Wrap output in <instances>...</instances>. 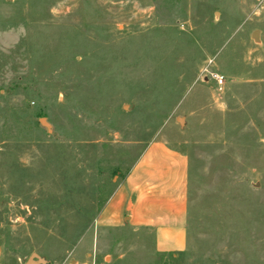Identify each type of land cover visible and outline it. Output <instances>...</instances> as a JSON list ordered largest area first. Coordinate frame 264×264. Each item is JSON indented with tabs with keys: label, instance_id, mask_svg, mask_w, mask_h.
I'll list each match as a JSON object with an SVG mask.
<instances>
[{
	"label": "rangeland",
	"instance_id": "374dc122",
	"mask_svg": "<svg viewBox=\"0 0 264 264\" xmlns=\"http://www.w3.org/2000/svg\"><path fill=\"white\" fill-rule=\"evenodd\" d=\"M156 138L189 159V245L160 261L264 264V0H0L6 261L86 254ZM140 243L104 231L100 255L144 264Z\"/></svg>",
	"mask_w": 264,
	"mask_h": 264
},
{
	"label": "crops",
	"instance_id": "0c3cea01",
	"mask_svg": "<svg viewBox=\"0 0 264 264\" xmlns=\"http://www.w3.org/2000/svg\"><path fill=\"white\" fill-rule=\"evenodd\" d=\"M188 183L187 154L167 139L149 141L95 215L93 247L60 264H109L104 262L106 255H100L99 236L114 229L131 230L141 242L139 250L153 254L155 258L144 264H163L157 256L185 251L189 245ZM0 264H11L4 259L1 244Z\"/></svg>",
	"mask_w": 264,
	"mask_h": 264
},
{
	"label": "water",
	"instance_id": "95a60500",
	"mask_svg": "<svg viewBox=\"0 0 264 264\" xmlns=\"http://www.w3.org/2000/svg\"><path fill=\"white\" fill-rule=\"evenodd\" d=\"M258 34H259L258 30H256L254 31L252 37L257 40ZM40 122L42 125H44L47 128L48 131H52L51 124L47 121L46 117L40 118ZM43 262L44 260L41 259L38 254L34 253L28 258V260L26 261V264H38V263H43Z\"/></svg>",
	"mask_w": 264,
	"mask_h": 264
},
{
	"label": "built area",
	"instance_id": "2783aa9c",
	"mask_svg": "<svg viewBox=\"0 0 264 264\" xmlns=\"http://www.w3.org/2000/svg\"><path fill=\"white\" fill-rule=\"evenodd\" d=\"M215 78H216L219 82H223V80H224V76H223V75H219V74H216V75H215Z\"/></svg>",
	"mask_w": 264,
	"mask_h": 264
}]
</instances>
